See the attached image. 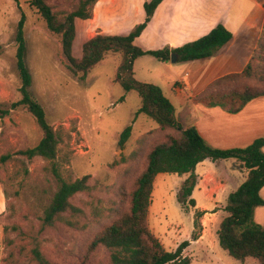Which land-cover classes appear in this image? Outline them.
Listing matches in <instances>:
<instances>
[{"label":"rangeland","instance_id":"obj_1","mask_svg":"<svg viewBox=\"0 0 264 264\" xmlns=\"http://www.w3.org/2000/svg\"><path fill=\"white\" fill-rule=\"evenodd\" d=\"M77 1L50 0L56 10L70 9ZM181 1L186 11L190 9L187 7L190 2H195ZM113 8L116 10L105 16L107 24L100 22L99 10L94 12L91 21L78 20L75 56H81L83 43L100 30L111 35H126L141 23L145 14L135 11L129 0H118ZM21 19L27 42L26 62L32 74L30 91L45 108L47 120L59 139L53 161L18 153L35 147L43 137L35 116L23 105L12 106L21 99L22 81L16 56ZM157 27H147L136 44L144 49L167 46ZM62 52L61 38L49 30L29 0H0V182L7 203L6 211L0 216V264H38L32 253L36 246L52 264H112L111 251L103 245L85 260L87 244L103 224L127 206L120 193L130 191L144 167L150 140L162 135L157 123L148 115L141 113L135 118L142 105L138 92L126 91L116 81L122 53H109L82 79L69 70ZM182 64L143 55L134 62V74L141 81L159 85L171 97L174 82L184 73ZM259 72L253 78L227 80L223 87L262 86L264 81H259ZM214 100L222 102L224 99ZM233 100L235 104L240 102L236 96ZM131 124V138L121 148L120 134ZM6 154L11 157L3 160ZM227 161L234 164L231 159ZM57 175L69 182L89 175L91 188L71 199L78 211L65 212L56 226L43 228L44 210L58 188ZM183 182V175H157L149 211L153 232L167 250L175 251L183 241L192 242L194 233L200 237L206 229L210 237L208 244L215 245L213 252L193 246L189 251L192 257L187 256L190 264H243L219 243L218 230L227 215L225 206L230 192L221 198V206L207 209L210 213L207 215L202 207L180 200ZM194 196L212 204L198 189ZM200 211L203 215L197 227L195 219ZM215 212L218 214L214 215ZM185 256L183 251L182 258ZM250 260L247 264H257L254 259Z\"/></svg>","mask_w":264,"mask_h":264},{"label":"trees","instance_id":"obj_2","mask_svg":"<svg viewBox=\"0 0 264 264\" xmlns=\"http://www.w3.org/2000/svg\"><path fill=\"white\" fill-rule=\"evenodd\" d=\"M46 21L49 30L61 38L62 53L67 67L75 75L85 79L109 53H122V61L118 68L116 81L126 91L136 90L142 99V105L135 118L144 113L152 118L162 135L150 140L145 155V164L135 178L130 191L122 190L121 200L127 203L119 209L117 216L101 228L89 240L86 247V259L103 245L111 251L112 264H190V258H182L183 251L191 244L183 241L175 251H169L161 239L153 232L149 223V211L156 177L160 173L188 174L182 185L180 200H186L196 206L192 197L198 183L196 167L206 159L214 161L235 159L248 170L246 180L228 196L225 206L227 215L223 218L218 237L220 246L235 259L246 262L254 259L257 264H264V226L255 218L256 208L264 205L261 189L264 187V137L257 138L246 147L229 149L215 148L203 138L195 125L188 126L177 114L173 102L156 84L141 81L135 77L134 62L143 55H152L164 62H171L172 54L178 56L177 62H188L205 59L218 54L227 45L233 33L223 24L218 23L208 33L186 42L178 47L165 46L160 49H144L136 44L154 18L158 7L164 0H146L144 2L145 19L137 24L126 35L97 33L82 45V54L74 55L77 42V20L93 18L94 7L99 0H78L70 9L56 10L50 0H29ZM264 5V0H259ZM263 37L242 72L231 73L211 82L204 91L195 97L197 102H213L216 98L230 112L240 111L248 101L264 96V85H246L243 89L223 87L227 80L239 77L253 78L258 71L261 83L264 81V29ZM17 66L21 77V99L12 104L13 108L25 106L36 118L43 130L40 142L32 148L20 150L18 153L28 158L41 156L53 161L58 152L59 139L53 125L47 120L43 105L32 95V74L26 62L27 42L24 20L21 19L17 36ZM239 97L235 104L233 97ZM125 96L121 100L124 101ZM133 126L128 125L120 134L119 145L123 148L131 138ZM11 157L6 154L3 160ZM89 175L75 181H67L57 175L58 188L50 204L44 210L42 227H54L62 219L65 212L78 211L71 199L78 193L89 190ZM200 211L195 225H200ZM199 238L194 233L193 240ZM38 264H52L38 246L32 251Z\"/></svg>","mask_w":264,"mask_h":264},{"label":"crops","instance_id":"obj_3","mask_svg":"<svg viewBox=\"0 0 264 264\" xmlns=\"http://www.w3.org/2000/svg\"><path fill=\"white\" fill-rule=\"evenodd\" d=\"M129 1L130 5H134L135 11L145 13L146 0ZM174 1L164 0L147 26L148 29L158 26V31L162 32L163 43L167 46L178 47L195 40L208 33L218 23H223L233 33L231 41L218 54L182 62L184 73L174 82L169 97L176 107L177 114L188 126L195 125L209 145L215 148L246 147L257 138L264 137V96L248 101L240 111L234 113L218 101H195V97L217 78L244 70L259 44L264 29V5L259 0H195L190 2L192 5L189 4L187 7L190 9L186 11L183 1ZM116 2L118 0H99L96 3L94 12L99 10L101 23L107 24L105 16L111 10H116L111 9ZM176 3L179 4L175 5ZM144 19L145 14L141 22ZM91 20L92 18L83 21ZM100 33L108 34L104 30H100ZM179 83L180 87L177 85ZM227 160L214 161L208 158L197 165L195 172L198 175V183L192 197L198 189L212 204L203 202V197L197 199L194 196L196 207L207 211L221 206L223 195L235 191L246 180L248 170L235 159H231L234 161L233 165ZM183 177L185 180L188 174ZM261 195L264 198V187L261 189ZM6 209L4 186L0 182V216ZM206 214L210 213L207 211ZM255 218L264 226V205L256 208ZM207 240H210V237L205 229L204 233L184 250L185 255L192 257L189 251L193 246H200L207 253L213 252L215 245L213 243L210 246ZM248 261L252 260L248 259L242 263L247 264Z\"/></svg>","mask_w":264,"mask_h":264},{"label":"water","instance_id":"obj_4","mask_svg":"<svg viewBox=\"0 0 264 264\" xmlns=\"http://www.w3.org/2000/svg\"><path fill=\"white\" fill-rule=\"evenodd\" d=\"M177 60H178V56H177V54H176V53L172 54L171 62H172V63H176Z\"/></svg>","mask_w":264,"mask_h":264}]
</instances>
